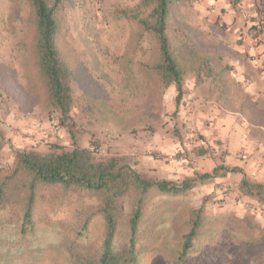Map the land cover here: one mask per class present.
Returning <instances> with one entry per match:
<instances>
[{
  "label": "rangeland",
  "instance_id": "1",
  "mask_svg": "<svg viewBox=\"0 0 264 264\" xmlns=\"http://www.w3.org/2000/svg\"><path fill=\"white\" fill-rule=\"evenodd\" d=\"M139 1L71 0V9L61 13L58 41L62 57L74 71L72 115L80 144L99 158L126 155L135 169L156 179L180 183L224 164L240 166L249 179L264 182V145H259L264 142V120L259 118L263 110L258 103L245 102L236 85L238 102L226 104L218 98L204 102L194 97L202 81L193 71L205 55H220L219 63L229 68L221 84L234 82L241 65L253 64L250 50L264 41V30L258 29L262 38L252 37L251 42L243 35L206 38L195 9L197 1L191 8H182L175 24L191 35L197 49L193 41L182 39L180 30H171L184 71L185 94L176 112L175 84L165 86L151 68L158 56L151 38L143 37L130 20L115 15L116 8ZM29 12L27 2L0 0V128L4 133L0 163L4 170L14 164L17 149L48 151L51 142L71 147L67 129L47 102L35 63ZM242 178V173H229L198 184L186 195L157 196L154 200L160 205L144 244L145 264L169 262L186 231L187 210L204 203L207 223L224 225L214 245L222 244L235 225L245 228L238 219L262 228L264 204L243 195ZM43 194L55 209L39 207L33 230L22 232L19 211L0 217V264H69L68 251L94 255L104 232L102 218L93 215L95 206L73 196L67 207L59 190ZM59 197L62 202L57 206ZM87 219L91 223L80 241L78 232ZM227 245H232L231 240L214 253ZM229 261L235 264L234 259Z\"/></svg>",
  "mask_w": 264,
  "mask_h": 264
},
{
  "label": "trees",
  "instance_id": "2",
  "mask_svg": "<svg viewBox=\"0 0 264 264\" xmlns=\"http://www.w3.org/2000/svg\"><path fill=\"white\" fill-rule=\"evenodd\" d=\"M196 1L140 0L133 6L118 7L115 12L117 17L130 20L143 37L151 38L158 52L151 68L165 86L175 84L176 112L185 94L184 71L170 32L180 30L182 39L193 41V49H197L191 35L175 24L181 9L193 7ZM17 2H27L30 6L35 63L43 79L48 105L58 113L60 124L67 129L71 147L51 142L48 151L17 149L15 162L8 170H4L0 163V217H12L13 210L19 211L23 220L22 232L33 230L39 207L55 209L43 192L59 190L67 207L71 205L73 196L87 201L95 206L93 215H99L104 223L103 239L95 248L94 255L68 251L66 258L69 264H145L147 248L144 244L150 238L153 221L157 219L153 216L160 205L154 200L157 196L186 195L198 184L212 178L242 173L240 191L264 204V182L252 181L240 166L222 164L212 172L197 173L178 183L148 176L135 169L126 155L99 158L94 150L82 146L78 123L72 115L74 71L62 57L58 41L61 13L71 9V0ZM257 11L259 21L250 30L254 31V39H261L259 30H264V0H259ZM219 59L220 55L207 54L193 71L198 81L212 78L216 90L221 93L224 90V95L233 93L237 88L233 87L232 81L221 84L222 78L229 76L226 74L229 68L222 66ZM219 100L226 104L233 102L223 97ZM3 139L4 133L0 128V143ZM61 202L60 198L57 206ZM187 215L186 231L166 264H228L230 259H234L235 264H264V226L254 228L247 221L238 219V222L245 223V228L235 225L232 234H227L225 238L231 240L232 245L221 246L219 253L215 254V250L226 241L224 239L222 244L220 241L214 245L220 238V229L223 231V223L215 227L217 222L207 223L205 203L199 208L187 210ZM90 223V219L85 220L83 229L78 232L79 240L86 237Z\"/></svg>",
  "mask_w": 264,
  "mask_h": 264
},
{
  "label": "crops",
  "instance_id": "3",
  "mask_svg": "<svg viewBox=\"0 0 264 264\" xmlns=\"http://www.w3.org/2000/svg\"><path fill=\"white\" fill-rule=\"evenodd\" d=\"M258 4L259 0H198L195 3V9L200 13L201 31L206 33L204 35L206 38H239L243 35L251 42L252 35L249 29L259 21ZM256 44L250 50L251 55L255 57L253 64L247 67L241 65L238 68L239 72L233 87L235 85L238 88L241 87L245 102L258 103L259 109L264 111V41L259 45ZM212 81L206 79L202 82L194 91V97L200 96L204 102L213 101L214 98L219 100L222 97L228 101L238 102L236 91L224 95L219 90H213ZM232 89L235 90V88ZM263 111L260 112V120H264ZM261 129L264 131V127ZM259 145H264V142Z\"/></svg>",
  "mask_w": 264,
  "mask_h": 264
}]
</instances>
